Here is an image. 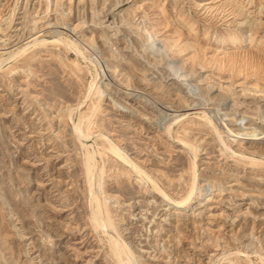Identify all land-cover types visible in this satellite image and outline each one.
Wrapping results in <instances>:
<instances>
[{
	"label": "rangeland",
	"instance_id": "374dc122",
	"mask_svg": "<svg viewBox=\"0 0 264 264\" xmlns=\"http://www.w3.org/2000/svg\"><path fill=\"white\" fill-rule=\"evenodd\" d=\"M51 31L83 55L48 43L0 67V264H120L108 235L134 264H261L264 0H0L3 57ZM232 31L252 43L215 41ZM95 74L98 99L86 90ZM81 113L88 138L74 130ZM85 149L102 167L107 234L91 222ZM191 157L196 188L175 208Z\"/></svg>",
	"mask_w": 264,
	"mask_h": 264
},
{
	"label": "bare ground",
	"instance_id": "6f19581e",
	"mask_svg": "<svg viewBox=\"0 0 264 264\" xmlns=\"http://www.w3.org/2000/svg\"><path fill=\"white\" fill-rule=\"evenodd\" d=\"M242 5H241V3H240V7H241ZM240 9H243V7H241ZM240 11V10H239ZM242 12V11H241ZM253 22V21H252ZM48 23V22H47ZM250 28H252V27H250ZM250 30V29H249ZM54 31H56V30H54ZM54 31H51L50 32V34H49V36L47 37V36H38V37H33L32 39H30L29 41H27V42H25L24 44H22V45H18L19 47L18 48H16V49H13L12 51H9L8 53H7V55L6 56H4L3 57V54H1L0 53V67H1V64L4 62V61H7L8 59H12V58H16L17 56H19V55H21V54H23L25 51H27L28 49H30V48H32V47H36V46H45V45H47L48 43H51V44H63V46H65L66 48H71V47H73V48H75L76 49V52L77 53H79V56L82 54V52H81V50H80V48L78 47L79 46V44H78V46H77V44H75L73 41H66V40H63L60 36H58V34H55L56 32H54ZM226 31V30H225ZM47 32H48V30H47ZM240 33H243V32H245V30H240L239 31ZM57 33H59L58 31H57ZM61 33V32H60ZM36 35V34H35ZM255 36V35H254ZM255 38V37H254ZM255 40V39H254ZM217 43H219V44H222V45H224V44H234L235 46H242V45H247V44H250V43H252V41H253V36H252V34L251 33H245V34H242L241 36H239V34L238 33H236V32H234V31H232V32H230L229 33V35L228 36H226V37H223V38H217L216 40H215ZM258 42V41H257ZM254 43V42H253ZM56 48V47H55ZM11 50V49H10ZM5 51V50H4ZM35 51V50H34ZM72 51V50H71ZM32 52V51H31ZM2 53H4L3 51H2ZM81 53V54H80ZM29 55V54H28ZM27 55V56H28ZM49 55V54H48ZM78 55V54H77ZM83 55V54H82ZM26 56V57H27ZM31 56V55H30ZM29 56V57H30ZM86 57V56H85ZM85 57H84V60H85ZM81 59V58H80ZM86 59H88V58H86ZM83 60V59H82ZM13 61V60H12ZM25 61V60H24ZM87 61V60H86ZM90 62V61H89ZM9 64V63H8ZM11 64V63H10ZM81 64V63H80ZM203 67V66H202ZM11 69V68H10ZM88 71V70H87ZM95 71V70H94ZM93 71V72H94ZM97 71V70H96ZM99 71V70H98ZM94 74V73H93ZM98 74V73H97ZM78 75V74H77ZM98 76V75H97ZM90 81V80H89ZM99 81H97V83H98ZM88 83V82H87ZM97 83H96V74L95 75H93V77H92V79H91V81H90V83H89V85H88V89L86 88V90L88 91L87 93L88 94H93V96H95V98L96 99H98L99 98V89H100V87H97L96 85H97ZM100 83V82H99ZM99 85V84H98ZM86 94V93H85ZM88 94H86V95H88ZM91 99V98H90ZM94 99V98H93ZM92 101V100H91ZM98 101V100H97ZM95 102V101H94ZM90 105V104H89ZM75 106V105H74ZM97 106H99V105H97V102H95V103H93L92 104V106L90 107V109H89V116H90V114H92L95 110H96V108H97ZM77 110H79V108L77 109ZM75 112V111H74ZM201 112V111H200ZM200 114V113H199ZM202 114V118H204V120L207 122V123H211V125H213L214 123V121H212L211 120V118H209L208 116H207V113L205 112V110L203 111V113H201ZM200 114V115H201ZM88 114H86V116H87ZM186 115V114H185ZM181 117V116H180ZM77 120H74V130L76 131V133H77V135H81V137L82 138H88V136H90L87 132H85L84 130H83V128H82V126H81V122H82V118H83V116H82V113L81 114H79V116L77 115ZM84 118H85V116H84ZM177 118V117H176ZM90 120V119H89ZM176 120V119H175ZM201 121V120H200ZM175 122V121H174ZM202 122V121H201ZM241 122V121H240ZM172 123H173V121H172ZM167 125H169V124H167ZM170 125H171V123H170ZM210 125V126H211ZM241 125V124H240ZM166 127H168V126H166ZM165 127V128H166ZM247 127V126H246ZM240 128H241V126H240ZM215 129V128H214ZM216 130V129H215ZM87 131V130H86ZM253 131H254V133H255V135H257V133L259 134V132L260 131H258L257 133L255 132V129H253ZM99 132H101V131H98V133ZM184 132V131H183ZM217 132V131H216ZM97 133V132H96ZM104 133V132H103ZM244 133V132H243ZM242 133V134H243ZM254 133L251 131V132H249V133H247L248 135L249 134H251V136L249 137H246L247 139H256L255 137H252V135H254ZM218 135L217 136H219V138H221L220 136V134H219V132L217 133ZM246 134V135H247ZM93 135V134H92ZM96 136H98V135H96ZM104 136V135H103ZM216 136V137H217ZM173 137V136H172ZM178 137V136H177ZM176 137V138H177ZM264 137V136H263ZM106 138V137H105ZM218 138V140L220 141L221 139H219ZM245 138V139H246ZM111 139V138H110ZM173 139V138H172ZM180 139V138H179ZM184 139V138H183ZM258 139V138H257ZM181 140V139H180ZM79 141V140H78ZM106 141V140H105ZM108 141V142H107ZM106 142H107V144H102L103 145V149L104 148H107V150L108 151H110L114 156H115V158L116 159H118L119 161H121V162H123L125 165H127L130 169H133L137 174H138V176H139V178L140 179H144V177L146 178V179H148V180H152L151 178H152V175H151V178L146 174V173H148V172H146L145 173V171L144 170H142L141 168H140V166L138 165V164H136L135 162H134V159L132 160L131 159V157H129L128 156V154H126L124 151H122L120 148H118V146H116V144L115 143H113V142H111V141H109V140H107ZM193 142V141H192ZM222 142H223V144L225 145V146H227L226 145V143L222 140ZM221 142V143H222ZM85 143V142H84ZM117 143V142H116ZM184 144L186 145V146H188L189 147V149L190 150H194V147H193V145H191L190 143H188L186 140L184 141ZM183 144V145H184ZM88 145V144H87ZM223 145V146H224ZM184 147L185 148V150L187 149V147ZM88 148V147H87ZM242 148V147H241ZM89 149H90V147H89ZM102 149V148H101ZM188 149V150H189ZM229 149H230V147H229ZM234 150V149H233ZM103 151V150H102ZM102 151H100L99 149H98V154L100 155V154H102ZM241 151V150H240ZM239 151V152H240ZM188 152V151H187ZM235 152H237L236 150H235ZM234 152V153H235ZM84 154V166L83 167H85V174H86V178H87V184H88V190H89V197H88V201H89V203H90V215H91V222H92V225H93V227H94V229H99V230H101L102 232H105V234H107L106 232L108 231V229L109 228H114V224H113V221H112V219H111V217H110V215H109V210H108V208H107V206H106V201H105V199H103V200H101V198L99 197V193H100V191H101V185H100V177L102 176L101 174H102V167H101V169L100 170H98L97 172H96V154H97V151H95V150H88V149H85V152L83 153ZM237 154V153H236ZM241 154V153H240ZM194 156H195V154H193ZM238 155V154H237ZM244 155V154H243ZM236 156V155H235ZM239 157V156H238ZM240 157H242V154H241V156ZM192 158V157H191ZM246 158H247V156H246ZM194 159L195 158H192V178H191V180H192V182H191V185H190V187H189V190H188V192H187V195L186 196H184L183 198H180V199H171L166 193H164L163 191H161V189L159 188V186L157 187L156 186V183L155 184H153V186L154 187H156L158 190H160L159 192L160 193H162L163 194V196H165L166 198H168V199H170V200H172V203H173V206L175 207V208H180V207H183L189 200H190V198H191V195H192V193H193V190H195L194 188H196L195 187V161H194ZM236 159V158H235ZM250 160V162L252 163V164H255V163H257L258 161H260V160H257V159H253V158H249ZM259 159V158H258ZM101 161V160H100ZM247 162V161H246ZM246 164V163H245ZM260 164V163H259ZM197 165V164H196ZM262 165H263V163H262ZM188 168H189V165H188ZM188 171V170H187ZM108 172V171H107ZM132 175H133V173H132ZM137 176V175H136ZM138 178V177H137ZM155 180V179H154ZM184 180H185V178H184ZM96 182H97V185H99L100 186V188H99V191L97 192V190L98 189H96ZM153 182V181H152ZM155 182V181H154ZM118 183V182H117ZM201 184V183H200ZM152 185V184H151ZM198 185V184H197ZM199 186V185H198ZM201 187V186H200ZM163 190H165V189H163ZM201 190V192H200V197L201 196H203V195H205L206 194V190H208V188H201L200 189ZM199 193V192H198ZM101 194H102V191H101ZM193 196V195H192ZM103 197H104V194H103ZM164 198V197H163ZM192 199V198H191ZM120 202V201H119ZM118 203V202H117ZM173 210V209H172ZM177 210V209H176ZM179 210V209H178ZM111 211V210H110ZM177 212V211H176ZM114 219V218H113ZM96 230V231H97ZM110 235H108V243H109V252H110V250H111V253H112V255H114L115 256V258H116V260L118 261V263L120 262V264H134V260H133V258H134V256H133V258L131 257V254H130V252L128 251V249H127V247H126V245H124V243H121L120 242V240H119V238H117V237H112V236H110ZM101 237V236H100ZM104 238V237H103ZM101 239V238H100ZM107 241V240H106ZM110 253V254H111ZM132 253V252H131ZM113 258V257H112ZM259 259H260V262H261V264H264V258L263 257H261V256H259ZM115 260V259H114ZM136 263V262H135Z\"/></svg>",
	"mask_w": 264,
	"mask_h": 264
}]
</instances>
